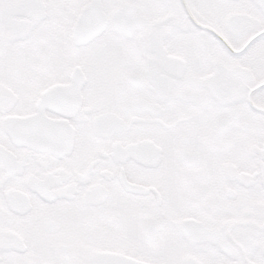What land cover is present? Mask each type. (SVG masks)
Masks as SVG:
<instances>
[{"label":"snow or ice","instance_id":"obj_1","mask_svg":"<svg viewBox=\"0 0 264 264\" xmlns=\"http://www.w3.org/2000/svg\"><path fill=\"white\" fill-rule=\"evenodd\" d=\"M0 264H264V0H0Z\"/></svg>","mask_w":264,"mask_h":264}]
</instances>
